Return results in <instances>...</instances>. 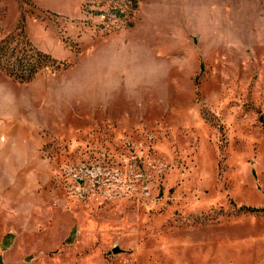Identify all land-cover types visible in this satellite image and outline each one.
I'll list each match as a JSON object with an SVG mask.
<instances>
[{"label": "rangeland", "instance_id": "1", "mask_svg": "<svg viewBox=\"0 0 264 264\" xmlns=\"http://www.w3.org/2000/svg\"><path fill=\"white\" fill-rule=\"evenodd\" d=\"M0 162L30 264H264V0H0Z\"/></svg>", "mask_w": 264, "mask_h": 264}, {"label": "crops", "instance_id": "2", "mask_svg": "<svg viewBox=\"0 0 264 264\" xmlns=\"http://www.w3.org/2000/svg\"><path fill=\"white\" fill-rule=\"evenodd\" d=\"M0 165L6 163L0 162ZM1 218L4 219V216L0 215V264H30L25 256L26 249L24 246L20 247V235L13 229L2 228L1 224L4 220Z\"/></svg>", "mask_w": 264, "mask_h": 264}]
</instances>
